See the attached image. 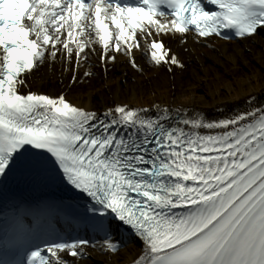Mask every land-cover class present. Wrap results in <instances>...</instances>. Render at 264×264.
<instances>
[{
  "label": "snow or ice",
  "instance_id": "6c2138e0",
  "mask_svg": "<svg viewBox=\"0 0 264 264\" xmlns=\"http://www.w3.org/2000/svg\"><path fill=\"white\" fill-rule=\"evenodd\" d=\"M264 30V0H0V177L62 173L90 198L92 241L57 229L43 211L5 213L0 264H71L61 253H116L112 217L143 243L133 264H264V104L219 120L180 107L117 104L103 113L29 91L46 63L93 75L89 63L133 49L155 66L183 68L161 34L223 40ZM149 39L151 42L149 43ZM153 112L155 113L153 115ZM220 131L205 134L202 130Z\"/></svg>",
  "mask_w": 264,
  "mask_h": 264
},
{
  "label": "bare ground",
  "instance_id": "6f19581e",
  "mask_svg": "<svg viewBox=\"0 0 264 264\" xmlns=\"http://www.w3.org/2000/svg\"><path fill=\"white\" fill-rule=\"evenodd\" d=\"M170 43L172 36L167 35ZM182 44L180 37L176 46L186 60L187 71L173 73L153 69L135 52L142 63V72L134 71L127 59L117 54L110 63L108 77L92 65L93 75L85 77V67L80 68L78 81L71 83V71L64 72L63 65H43L33 75V83L40 91H67V98L90 110H103L115 104L148 106L156 102L166 105L187 104L212 110L226 104L239 105L245 98L264 91V38L255 36L241 44L210 42L209 46L195 42L190 36ZM91 63H96L93 57ZM71 72V73H70ZM63 83L59 85L60 81ZM139 256L136 246L117 255L101 251H87L84 259L72 264H128Z\"/></svg>",
  "mask_w": 264,
  "mask_h": 264
}]
</instances>
